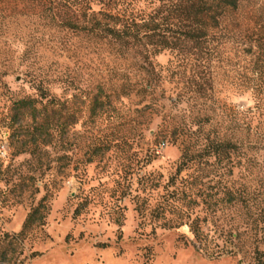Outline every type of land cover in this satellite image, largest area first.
I'll return each instance as SVG.
<instances>
[{
  "label": "trees",
  "instance_id": "obj_1",
  "mask_svg": "<svg viewBox=\"0 0 264 264\" xmlns=\"http://www.w3.org/2000/svg\"><path fill=\"white\" fill-rule=\"evenodd\" d=\"M0 5L11 13L19 6L38 10L53 29L49 47L58 55L56 63L63 58L55 68L32 71L36 95L15 99L11 108L19 151L38 159L40 177L57 168L51 160L68 166L67 129L79 111L69 112V100L87 103L92 120L115 115L120 128L133 112L140 134L159 118L152 136L177 144L181 155L164 183L151 174L140 178L146 192L138 188L134 196L140 223L151 225L152 232L185 226L190 235L181 238L206 256L252 253L256 264H264V0L258 6L247 0H0ZM13 17L1 24L9 28L18 20ZM162 54L169 56L165 64L157 61ZM223 88L226 101L220 104ZM242 94L252 103L242 108L229 103ZM115 140L106 136L99 146L106 150ZM48 196L31 205L20 232L0 235V249L23 248L34 229L45 225Z\"/></svg>",
  "mask_w": 264,
  "mask_h": 264
},
{
  "label": "rangeland",
  "instance_id": "obj_2",
  "mask_svg": "<svg viewBox=\"0 0 264 264\" xmlns=\"http://www.w3.org/2000/svg\"><path fill=\"white\" fill-rule=\"evenodd\" d=\"M261 1L247 0V4L258 6ZM18 9L14 12L18 22L6 28L1 19L7 16L3 21L9 22L14 13L0 5V235L20 232L31 205L46 193L50 208L45 225L34 229L23 248L1 246L0 264L10 259H23L24 264H256L252 253L206 256L181 238L190 235L185 226L152 232L151 225L140 223L134 200L136 190L143 188L140 178L151 174L164 183L176 171L181 155L177 144L152 136L151 131H158L159 118L150 125L151 131L140 134L136 126L139 118L133 112L120 128L115 115L109 120H92L87 103L69 100V112L79 111L77 122L67 129L64 161L68 166L63 169L51 160L56 169H47L41 177L36 173L38 159L19 151L18 132L10 121L11 108L15 99L36 95L32 71L55 68L63 58L56 63L58 55L49 47L53 29L44 24L38 10ZM168 58L162 54L157 61L165 64ZM218 79L220 83L224 80L221 72ZM165 86L169 89L172 84ZM55 91L60 93L61 89ZM220 97L223 104L226 88ZM228 101L237 108L252 103L247 94L234 95ZM106 136L118 143L105 150L99 145ZM56 153L51 159L62 152ZM131 171L135 173L131 175ZM244 174L249 180V170ZM123 187L127 189L124 193ZM142 191L140 194L145 195ZM78 205L81 209L76 215ZM33 252L39 254L30 258Z\"/></svg>",
  "mask_w": 264,
  "mask_h": 264
}]
</instances>
